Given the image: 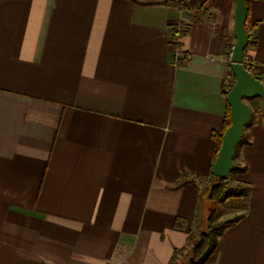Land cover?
Here are the masks:
<instances>
[{
  "label": "crops",
  "instance_id": "obj_1",
  "mask_svg": "<svg viewBox=\"0 0 264 264\" xmlns=\"http://www.w3.org/2000/svg\"><path fill=\"white\" fill-rule=\"evenodd\" d=\"M185 1L0 0V264H169L198 243L236 3ZM248 22L264 85V0ZM248 100L246 212L211 233L212 264H264V103Z\"/></svg>",
  "mask_w": 264,
  "mask_h": 264
},
{
  "label": "water",
  "instance_id": "obj_2",
  "mask_svg": "<svg viewBox=\"0 0 264 264\" xmlns=\"http://www.w3.org/2000/svg\"><path fill=\"white\" fill-rule=\"evenodd\" d=\"M234 1L236 3L233 29L235 42L231 52L230 68L235 76V82L227 94L231 124L223 134L222 144L212 166L213 175L222 178L228 177L234 169L237 146L253 115L252 107L246 100L260 97L264 103V85L244 63L245 50L250 39L246 28L248 18L246 0Z\"/></svg>",
  "mask_w": 264,
  "mask_h": 264
},
{
  "label": "trees",
  "instance_id": "obj_3",
  "mask_svg": "<svg viewBox=\"0 0 264 264\" xmlns=\"http://www.w3.org/2000/svg\"><path fill=\"white\" fill-rule=\"evenodd\" d=\"M205 1H206V3L204 4V6L207 8V6L209 5V3L211 1L204 0V2ZM165 2L166 3L172 2V3H174L176 6H178L180 8H186V9H188V4H187V2L185 0H165ZM249 3H250V0H246L247 12H249ZM202 11H203L202 10V7L199 6L197 8V11L196 12L199 13V12H202ZM253 26L254 25H250L249 24L248 18H247L246 28H247V32L250 35V39H249V43H248V46H247L246 50L248 48H250L251 46H254L255 45V42H256L255 41V37H254V35H253L252 31H251L252 28H253ZM188 29H189V27H184V25H182V24H181V26H179V25H173V37H174V39L177 40V39L181 38L182 36H184V34L188 32ZM232 49H233V45H231L229 47V53H227L228 54L227 57H228V59H230V61H231V52H232ZM246 50H245V53H246ZM230 63H229V65H230ZM248 70L254 76H256L259 80H261V78H259L256 75V71H255V68L254 67H250V68H248ZM234 79H235V76H234ZM229 90H227V91L224 92L226 98H227V94H228V91ZM230 124H231L230 106H229V103H228L227 120L224 123L223 130L219 134H214L218 138L217 154H218L219 149H220V146L222 144L223 134L226 131V129L230 126ZM236 152H237V150H236ZM217 154H216V156H217ZM235 158H236V154H235V157H234V162H235L234 169L232 170L231 174L228 177L222 178V177H216V176L213 175L214 176V181L211 184L210 194L208 196L209 203L210 204H209V206H208V208L206 210V219H205V222H204V224H203V226L201 228V232H200V235H199V241H198V243L196 245H194L192 251L189 252V259L192 260V261H190L192 263L196 262V260L198 258H200L208 250V248L210 247L211 233L212 232L219 231V228H220V226H218V219H219V215H220V212H219L220 211L219 210V203L222 202L223 200L228 199L231 195H234V196H241V195H243V190L245 191V193H244L243 196H244L245 199H247L246 198L247 197L246 190L244 188H243V190L240 188L241 191L233 190L232 188H234V187L231 186V183H230V178H231V176L233 174L242 173L243 170H244V168L240 167V165L237 163V161L235 160ZM212 174H213V172H212ZM236 185H238V184H236ZM245 210H246V203H245ZM245 212L240 217H242L245 214ZM233 223L234 222H232V221L226 223L222 227V229H224L225 227H227V226H229V225H231ZM176 225L179 226V227L184 226V220L178 218L176 220ZM183 249L184 248H182V249H175V251L173 253V256H172L171 261H170L169 264H175L176 258L178 256L179 252L181 250H183Z\"/></svg>",
  "mask_w": 264,
  "mask_h": 264
},
{
  "label": "rangeland",
  "instance_id": "obj_4",
  "mask_svg": "<svg viewBox=\"0 0 264 264\" xmlns=\"http://www.w3.org/2000/svg\"><path fill=\"white\" fill-rule=\"evenodd\" d=\"M209 1H211V0H209ZM205 3H206V1L202 5H199L202 7L203 11L207 10V8L204 6ZM246 101L248 102L249 100H246ZM235 160L238 163V161H239L238 157H237V159L235 158ZM236 176H237V174H233L231 176L230 183H231V186L234 187V188H232L233 190L241 191L240 188L243 190V187L240 185H236V181H235ZM210 180L212 181L213 178H211ZM204 192H205L204 193V209L207 210V208L210 204L209 198H208V196L210 194V189L205 190ZM244 193H245V191L243 190V195H244ZM243 195H241V196L231 195L228 199L223 200L222 202L219 203V210H220L219 211L220 215H219V219H218V226H220L219 231L222 230V227L226 223H228L230 221L235 222L244 213L246 199L244 198ZM198 238H199V236H198ZM193 246L194 245L190 243V244L182 247L184 249L179 252V254L176 258L175 264H212V261L214 260V258L216 256V252L214 249L210 250V248L208 249L209 251L207 250L200 258H198L196 260V262H194V263L190 262L192 260L189 259V252L192 251ZM182 248H178V249H182Z\"/></svg>",
  "mask_w": 264,
  "mask_h": 264
},
{
  "label": "built area",
  "instance_id": "obj_5",
  "mask_svg": "<svg viewBox=\"0 0 264 264\" xmlns=\"http://www.w3.org/2000/svg\"><path fill=\"white\" fill-rule=\"evenodd\" d=\"M245 66L247 67V68H250V67H253L254 65L251 63V62H249V61H246V59H245Z\"/></svg>",
  "mask_w": 264,
  "mask_h": 264
}]
</instances>
